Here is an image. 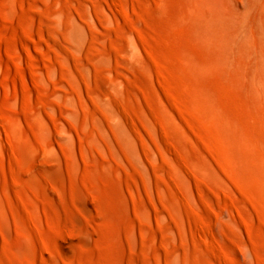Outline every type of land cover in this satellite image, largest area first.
I'll return each instance as SVG.
<instances>
[{
	"label": "rangeland",
	"instance_id": "374dc122",
	"mask_svg": "<svg viewBox=\"0 0 264 264\" xmlns=\"http://www.w3.org/2000/svg\"><path fill=\"white\" fill-rule=\"evenodd\" d=\"M0 264H264V0H0Z\"/></svg>",
	"mask_w": 264,
	"mask_h": 264
}]
</instances>
